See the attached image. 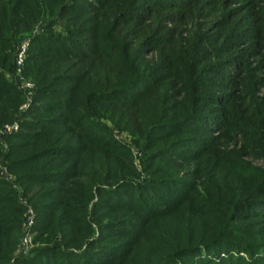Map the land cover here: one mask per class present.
<instances>
[{"label": "trees", "instance_id": "obj_1", "mask_svg": "<svg viewBox=\"0 0 264 264\" xmlns=\"http://www.w3.org/2000/svg\"><path fill=\"white\" fill-rule=\"evenodd\" d=\"M45 1L0 0V124L13 119L22 100L6 77L14 66L16 40L28 35L37 19L50 18L27 47L23 73L36 84L34 103L11 136L6 155L16 182L33 191L38 245L14 255L22 208L11 184L0 178V264H264L256 250L262 244L244 241L258 238V222H264V170L246 179L249 168L233 165L224 170L230 173L228 186L213 179L203 189L178 175L209 150L202 143L210 142L206 133L216 124V109L200 98L221 104L222 96L192 94L190 87L183 107L145 113L149 90L161 81L152 80L156 72L177 66L180 73L189 55H172L174 49H168L157 65L140 74L128 60L127 73L115 68L113 83L106 79L98 85L88 74L95 62L114 53L144 52L148 44L157 50L163 40L122 45L113 40L114 32L104 36L102 18L96 31L75 32L52 20L72 13L74 0H63L58 8L60 0H47L42 11ZM133 6L141 8L138 2ZM54 27L63 33H52ZM257 37L264 38L260 32ZM184 72L179 81L187 90ZM201 80L190 77L197 84ZM145 82L144 90L130 93ZM104 116L131 132L146 176L140 177L127 147L99 123ZM251 134L254 143L246 153L264 159V128ZM218 160H213L215 167L222 171L229 162ZM194 170L200 172L197 165ZM244 223L254 231L247 232Z\"/></svg>", "mask_w": 264, "mask_h": 264}, {"label": "rangeland", "instance_id": "obj_2", "mask_svg": "<svg viewBox=\"0 0 264 264\" xmlns=\"http://www.w3.org/2000/svg\"><path fill=\"white\" fill-rule=\"evenodd\" d=\"M62 1H59L57 8L63 3ZM72 2H74L70 5L73 9L72 13H67L60 18H52V20L60 25H69L75 32L78 30L86 32V30L96 31L99 26L97 23L101 18L105 19L104 36H110L114 32L113 40H120L122 45H136L142 40L150 42L163 40L157 50L151 49L153 46L148 44L144 52L135 54L128 52V56L123 53H114L95 62L88 74L98 85L106 79L113 83L114 72L118 69H121L122 73H127L126 61L128 60L133 61V65L137 67V72L140 74L157 65L165 56L164 51L174 49L170 52L172 55L178 52L189 55L186 68H181L180 73L175 70L177 66L171 71L156 72L157 76L152 80L161 81L152 92L149 90V96L144 102L145 113L149 112L147 110L154 109L161 111L164 107L166 112L175 106L181 107L188 100L190 87L192 94L199 91L222 96L221 104L213 99L208 101L200 98V103L205 102L206 105H212L216 109V112L214 111L216 124L210 126L206 133L209 136V144H213L208 146L209 144L202 143V149L209 147L208 152L199 155L195 162L184 165L178 172L179 176L188 178L193 181V184H197L199 189H203L202 186L206 181L209 180L210 183L213 179L216 183L224 180L222 184L228 186L230 173L224 170H231L233 165L249 168L250 173L245 176L246 179L254 178L260 169L264 170V159L261 156L246 153L247 145L254 143L255 137L251 132H254L257 127L264 128V38L257 37L259 32L264 36V0H74ZM136 2L141 5V8L131 9L135 8L133 4ZM41 5L40 10L43 11L49 4L46 0ZM49 20V17L37 19L31 32L21 40H16L13 50L14 66L6 74L7 79L21 93L22 98L13 119L0 124V178L11 184L17 203L22 208L21 237L14 255L28 254L34 246L38 245L34 237L39 216L33 204L35 201L33 191H24L16 182V174L8 168L6 159L9 145L13 142L10 138L20 131L23 118L28 117L34 103L36 88L32 78L25 75L23 71L21 76L17 74L15 53L19 45L23 43H27L29 47L32 37L41 32L44 24ZM60 28L54 27L51 32L63 33ZM94 35L97 36V33L95 32ZM80 36L83 39L85 35ZM95 38L94 36L89 40ZM167 40H173V43H167ZM86 47L91 46L86 44ZM131 47L134 48V46ZM186 70H188L189 79L187 90L185 82L182 84L179 81L186 74L184 72ZM220 73L224 77L219 75ZM199 75L204 79L200 81L202 84L190 82V77ZM148 84L149 82H145L138 87H132L130 93H139ZM98 121L108 128L117 142L127 147V152L132 157L131 160L139 171L140 177L146 176L141 164V151L135 144L131 132L127 128L115 125L105 116ZM14 122L18 123L17 130L4 129V126ZM214 158L229 163L221 168L222 171H219V167H215ZM196 165L200 170L198 173L194 170ZM19 206L17 208L20 210ZM258 223L261 227L255 234L258 238L244 239V241L260 242L262 245L256 246V250H260L264 255V222ZM243 225L247 232L254 231L252 227L245 226V223ZM25 235L30 239V243L24 251L21 243ZM243 257L249 259L247 254Z\"/></svg>", "mask_w": 264, "mask_h": 264}, {"label": "built area", "instance_id": "obj_3", "mask_svg": "<svg viewBox=\"0 0 264 264\" xmlns=\"http://www.w3.org/2000/svg\"><path fill=\"white\" fill-rule=\"evenodd\" d=\"M26 53H27V43H23L21 45H19L16 53H15V69L17 71V74L19 76H21L22 71H23V66L25 63V59H26ZM27 85H29V83H26ZM4 129L7 131L10 130H17L18 129V123L14 122L12 124L6 125L4 126ZM30 243V239L28 238L27 235H25L22 239V250H27L28 246Z\"/></svg>", "mask_w": 264, "mask_h": 264}]
</instances>
